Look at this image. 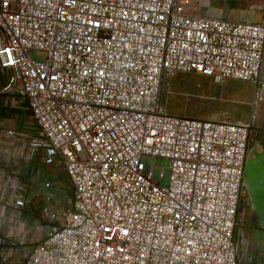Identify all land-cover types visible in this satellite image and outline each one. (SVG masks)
I'll list each match as a JSON object with an SVG mask.
<instances>
[{
  "label": "built area",
  "instance_id": "built-area-1",
  "mask_svg": "<svg viewBox=\"0 0 264 264\" xmlns=\"http://www.w3.org/2000/svg\"><path fill=\"white\" fill-rule=\"evenodd\" d=\"M200 2L0 0V96L27 108L28 153L71 188L68 207L42 208L50 229L29 251L0 237V264H242L234 237L250 142L264 137V25L201 15ZM191 73L252 83L250 121L167 115L166 79ZM148 159L167 162V186Z\"/></svg>",
  "mask_w": 264,
  "mask_h": 264
},
{
  "label": "rangeland",
  "instance_id": "rangeland-1",
  "mask_svg": "<svg viewBox=\"0 0 264 264\" xmlns=\"http://www.w3.org/2000/svg\"><path fill=\"white\" fill-rule=\"evenodd\" d=\"M212 10L217 15L230 16L234 19L242 16L262 24L264 21V0H201L199 4L200 14L210 16L212 15ZM30 58L36 62H41L44 60V55L41 52L32 51ZM5 78L6 75L0 72V89L5 84ZM253 86L252 83L247 84L234 80L214 84L211 79L193 73L177 74L166 79L161 105L164 112L170 116L197 120H231L248 123L253 113L251 104ZM13 125L15 131L20 135L12 137L13 145L2 143L1 139L4 137L1 138V135L2 133L5 134L3 130L13 128ZM0 128V142L5 146L2 150V157L7 162V165L9 163L13 165L18 161L20 151L23 156H26V154L30 155L27 150L28 133L33 130V124L29 120L27 108L23 104L14 99L0 96ZM253 136L256 139H260V137L264 139L260 131L254 132ZM146 163L154 168V182L161 187L167 186V177L163 176L162 179H159L160 173L164 174L167 169V162L161 161L157 163L155 159H148ZM22 173L17 167L12 168V173L9 171L8 177H13V181L10 180L11 187L30 186L28 182L25 184ZM20 179L22 180L19 181ZM49 183L50 189H54L57 193L56 197L61 204L60 209L68 207L71 198V188L63 172L56 169L54 178L50 177ZM240 219L242 220V225L237 226L234 237L235 242L239 246L238 258L242 264H264L259 253L260 245L257 243L253 232L249 231L252 226V219L245 212L243 206L240 210ZM240 234H242L241 238Z\"/></svg>",
  "mask_w": 264,
  "mask_h": 264
},
{
  "label": "crops",
  "instance_id": "crops-1",
  "mask_svg": "<svg viewBox=\"0 0 264 264\" xmlns=\"http://www.w3.org/2000/svg\"><path fill=\"white\" fill-rule=\"evenodd\" d=\"M201 15H206L202 14ZM214 10H212V15L215 16ZM219 15V14H218ZM222 18L232 19L240 22H255L246 17H226L221 15ZM264 24V21H263ZM260 76L264 79V55L260 70ZM226 82V81H225ZM224 83V82H223ZM244 83V82H243ZM250 84V83H247ZM254 87V86H253ZM255 89V88H254ZM254 99V91L252 96V101ZM252 104V102H251ZM253 109V107H252ZM213 120V119H212ZM222 121V120H216ZM3 127V126H2ZM14 128V125H13ZM1 129V128H0ZM5 131V130H3ZM3 135V136H2ZM1 142L8 143V145H13V139L5 137L2 133ZM261 145L264 147V139L260 137L258 139ZM0 142V237H5L13 240L18 245V248L22 252L29 251L34 245L38 243L40 239L50 229V222L43 216L42 208L45 206H56L61 208L57 193L54 189L46 188L44 184L50 182V177L54 178L56 168L54 166L45 165L40 157L34 155L23 156L20 151L15 164H8L2 157V150L5 146ZM22 157V158H21ZM20 170L23 172V179L30 183V186H15L11 187L10 180L13 181V177L9 175L12 173V168ZM20 179L19 181H21ZM16 199H22L28 202V207L26 209H21L19 212H15L12 208V202ZM250 232H253L257 243L256 230L251 226ZM260 245V244H259ZM260 253V250H259ZM259 264V263H254ZM261 264V263H260Z\"/></svg>",
  "mask_w": 264,
  "mask_h": 264
},
{
  "label": "water",
  "instance_id": "water-1",
  "mask_svg": "<svg viewBox=\"0 0 264 264\" xmlns=\"http://www.w3.org/2000/svg\"><path fill=\"white\" fill-rule=\"evenodd\" d=\"M251 217L264 262V147L251 141L244 163L240 208Z\"/></svg>",
  "mask_w": 264,
  "mask_h": 264
}]
</instances>
